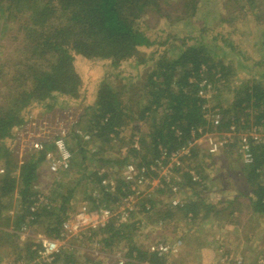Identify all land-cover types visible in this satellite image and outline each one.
Returning <instances> with one entry per match:
<instances>
[{
  "label": "trees",
  "instance_id": "trees-1",
  "mask_svg": "<svg viewBox=\"0 0 264 264\" xmlns=\"http://www.w3.org/2000/svg\"><path fill=\"white\" fill-rule=\"evenodd\" d=\"M159 1L162 0H0V20L5 16L0 25H6L3 29L6 31L7 21L16 20V51L21 54L19 61L11 59L6 64L7 71H4V65H0V159L6 158L4 173L0 175V240L3 236L6 240L0 244V248L17 249L19 253L11 264H16L24 256L21 255L22 248L30 258L34 255L32 247L35 244L30 241L23 243L17 234L23 224L33 216L35 220L31 223V230L34 225H45L43 234L48 238H57L71 209L69 202L76 194L78 185L87 179L98 186L102 179L98 173L101 169H106L100 166L92 175H87L88 168L85 166L79 181L73 182V185L70 182L59 184L52 191L49 199L52 206L49 209L45 207L35 214L31 213L34 187L42 179L44 155H28L24 157L22 164L18 163L10 151L13 143L11 130L23 124L31 109L36 106L52 108L58 98L76 104L85 101L86 83L74 66L77 58L108 60L111 61V68L118 69L124 61L131 58L137 60L142 48L157 45L158 42L147 35L140 23L152 10L160 12ZM232 2L234 5L227 7L230 16L225 22L236 21L239 18L236 14L241 11L246 16L250 7L256 11L255 20L264 23V0ZM197 3V0H192L193 7ZM206 32L202 29L200 35ZM173 40L180 42L175 47L178 55L172 58L163 54L156 59L152 58L154 66L152 65L144 82L137 81L132 86L119 89L104 81L98 87L94 107L86 108L90 117L85 128L91 131L95 129L97 134L90 143H84L80 147V161L83 164L88 152L92 155L100 153L97 150L92 152L98 141L104 146L114 145L116 143L111 138L113 135L119 143H123L122 133L133 121L143 122L149 128L141 137V150L137 151L132 147L130 138L127 156L121 161H110V165L122 167L130 159H139L141 165L149 167L159 159L160 146L177 149L190 138L192 129L214 127L207 116V110L203 108L207 101L198 97L199 83L205 76L213 85L214 91H219L218 85L231 84L229 81L233 71L225 63L228 51L219 54L217 50L220 48L208 45L202 36ZM222 41L224 49L233 54L237 52V46L230 39L222 38ZM260 46L264 49V32ZM260 60L256 65H264V58ZM146 63V59L139 58L136 67ZM192 78L194 80L191 82ZM136 80L137 78L131 79ZM133 85L141 87L140 91L144 92L142 100L145 101L134 103L131 92ZM234 91L236 94L230 101L231 106H218L222 115L218 129H228L232 122H244V129H249L252 124L264 127V72L252 73ZM124 94L128 96L125 102L121 99ZM134 105L137 106L136 110ZM177 131L182 133V137L176 135ZM5 141L8 143H4ZM72 152L71 169L78 163V153L75 154L74 150ZM253 154L255 162L244 167V173L251 188L252 209L256 213H264V142L253 148ZM121 185L125 186L124 183ZM119 193H122V189H119ZM15 196L19 210L10 216L7 211L12 208ZM106 198L112 202L116 200L111 195ZM199 209L194 203L179 208L181 213H189L194 217L198 215ZM203 209L206 210L201 207ZM134 233V224L120 230L111 224L103 231L102 243L107 249L115 247L121 241L129 243L128 257L131 261L127 264H164L167 258L151 255L130 244L135 243ZM19 242L23 243L22 246ZM73 256H68L66 261L75 264Z\"/></svg>",
  "mask_w": 264,
  "mask_h": 264
},
{
  "label": "rangeland",
  "instance_id": "rangeland-1",
  "mask_svg": "<svg viewBox=\"0 0 264 264\" xmlns=\"http://www.w3.org/2000/svg\"><path fill=\"white\" fill-rule=\"evenodd\" d=\"M198 3L196 7L192 6V0H162L160 2V12H156L152 10L147 16L143 18L141 21V26L144 30H146L147 35L151 39H155L158 43L157 45L150 47V48H142L140 50L139 56L137 60L146 59L147 63L145 65H141L136 67V59L131 58L128 61H124L118 69H112L110 67V62L108 60L102 59H85V58H77L75 61V69L77 73L80 75L83 82L86 83V91H87V98L78 105L74 110L69 111L71 114V121L75 120H83V124L87 126L88 120L90 117V112L86 111V107H90L96 102L97 99V91L98 87L103 83L106 79L109 81V84L114 88H124L125 86H132V83H141L144 82L146 75L151 71L152 65L154 66V62L152 58L155 59L160 55H166L167 57H176L178 55V50H176V45H180V42H175L173 39L177 38L180 39L182 37H198L202 36V39L208 45H217V51L221 54L224 51H228V58L225 60V63L228 64L230 69L233 71V76L230 77L229 83L230 85L222 84L218 85L219 91L211 92V103L210 106L214 110L219 109V105H222L224 108L231 106V99L234 97L236 92L234 89L238 86V84L245 79H248V76L255 72H264V65H256L257 62H260V59L264 58V49L261 45L262 43V34L264 32V23H259L255 20V9L250 8L246 16H244L245 12L241 11L237 13L236 21L233 22H225V19H228L230 16L229 7L232 6V0H197ZM188 4V5H187ZM234 5V4H233ZM228 7V8H227ZM235 7V6H234ZM239 7V5H238ZM264 8V7H263ZM5 16L1 17L0 24L4 21ZM246 21H248L246 23ZM8 28L7 30H3L6 25H0V65H4V71L8 70V66L6 65L13 59V61H19L21 59V54H19L16 50V39L17 36L16 29H18V24H16V20L14 22L7 21ZM205 29L207 32L200 35L201 30ZM21 35V34H20ZM214 38H217L214 40ZM222 38L230 39L235 46H237V52L235 54L231 53L228 49H224ZM160 43H164L160 45ZM193 44V42H191ZM241 51V52H239ZM246 58H250V60H246ZM224 60V59H223ZM137 78L136 81H131V79ZM2 85V81H0V86ZM142 85V84H141ZM134 86V85H133ZM140 86L131 89L133 94V101L137 103L138 101H145L142 100L144 92L140 91ZM128 98L127 95L121 96L122 101H126ZM145 99V98H144ZM2 100V95H0V101ZM55 106L52 108H47L46 106H36L31 109V114H33L38 120L48 122L50 119H54L57 117V113L62 112L63 110L59 109L60 107L63 109L68 110L65 108L66 104L61 103L58 99L55 102ZM59 109V110H58ZM134 109H137V106L134 105ZM134 118V117H133ZM141 124L138 128L137 124ZM79 125V124H78ZM85 126V127H86ZM137 126V127H136ZM81 128L85 129L81 126ZM141 132L142 136L145 135L149 128L147 125L143 124L142 122L133 121L132 124L128 125L124 132L122 133V137L124 139L123 143L117 142L114 145H102L100 141L94 144L92 150L100 151L99 154L92 155L90 152L87 153V158L85 159L84 164L81 162L82 155H80V147L84 146V143H81L79 139H72L70 146L75 151V154L78 153L77 159L78 163L77 166H73L72 169L63 175V183H69L73 185V182L79 181L81 178V171L87 169V175H92V172L99 168L100 166H104L110 173L116 174V169L118 165H110V161H121L127 156V148L129 147V139L132 138L134 133L136 134L138 131ZM141 136L140 133H137ZM4 143H8L5 141ZM83 144V145H82ZM13 145V143H12ZM87 148V147H86ZM12 146L10 148V151ZM232 153H228L226 155L219 156L217 159L208 160V157L202 156L200 159H192L188 165H201L204 166L208 164H212L211 166H218L222 168L219 173L223 177L224 181H222V177H218V184L220 194L223 193L231 194L239 189H243L245 192L246 187V177L243 168L241 158L237 155V147H233L231 149ZM93 152V151H92ZM80 155V156H79ZM221 155V154H220ZM15 158L14 156H12ZM6 158L0 159V170L4 169V163ZM110 159V160H109ZM81 160V161H80ZM76 164V163H75ZM214 164V165H213ZM195 166V167H196ZM233 166L237 169H241V173L239 170L232 172L230 174V169ZM42 174H41V182L36 184L38 186L39 191L45 192L47 196H51L53 189L56 190V187L61 184L60 181L53 179L52 177L48 176L45 172L44 167H41ZM217 175V173H216ZM245 180V181H244ZM99 186V185H98ZM98 186L95 182L91 180H83V182L78 185L76 196L79 197L78 203L71 207L69 213L72 211L77 210L85 197L91 193L93 190H98ZM230 191V192H229ZM198 193V192H197ZM88 197V196H87ZM86 197V198H87ZM199 197L203 198L205 201L211 199L212 197H216V194H213L206 189V191L202 190L199 193ZM12 208L8 210V214L15 215L16 212L19 210V204L17 201V197H14L12 201ZM110 202V201H109ZM80 204V206H79ZM79 206V207H78ZM206 206V205H205ZM74 208V209H73ZM161 209L162 213H169L170 210L168 208ZM219 211V212H218ZM155 213L156 209L154 210ZM208 210H201L200 214L198 215H206ZM224 213V208L219 210V208L214 211ZM212 212L211 214H214ZM242 216L245 214L246 209L242 207ZM159 214V213H158ZM221 216V215H217ZM225 213L223 214V217ZM235 216V215H234ZM14 217V216H13ZM149 217L150 222H157V219H154L153 213L146 218ZM162 217V216H160ZM240 218V214L238 218L232 217L230 221V227L235 228L236 230L228 231L227 228L226 232H223L225 229L222 228V232L220 234H216L215 230L211 226H207V220L203 222L201 218L195 219L192 222H186V219L181 215L177 217L176 223L174 222L171 224L168 230L165 232L160 231V229H155L153 231H143L140 234L134 233L135 240L137 242L130 243L133 245H140L142 248H145L147 244L151 241V239L160 238L166 232L169 235L168 237L176 238L180 236L183 240V248L180 254L175 257L167 258L164 260V264H203L206 262L207 264H220L219 263V254L218 251H215L216 244L221 242V238L223 241L231 242L233 244L234 249L231 250V253L243 254L246 258L252 259L254 263L257 264H264V241L261 244V241L264 240V237H259V231H261V221H252V229H245L244 224H246V218ZM154 219V220H153ZM206 223V224H204ZM14 225V223H11ZM37 229H32L30 232V240L33 239V236L38 235L37 232L42 231L45 225H37ZM238 228V229H237ZM177 229V230H176ZM36 231V232H35ZM237 231V232H235ZM222 233V234H221ZM233 233L232 236L229 235ZM251 233L253 234L254 238H251ZM41 234V233H40ZM43 235V234H42ZM45 236V235H44ZM146 237L150 240H139V237ZM252 248L251 252H249L243 243L246 240L249 242L248 244L251 245ZM6 240V237L0 240V244ZM257 241V246L255 242ZM259 241V242H258ZM32 243V242H31ZM72 244L80 245L82 248L86 246L85 242L72 240ZM20 246L23 243H18ZM129 244V243H127ZM126 244V246H128ZM236 244V245H235ZM7 245V244H4ZM8 245H10L8 243ZM119 245H116L114 248H117ZM87 247V246H86ZM21 255H26V250L21 249ZM110 250V255L111 256ZM81 254L75 255V261L80 264L92 263V261H99L101 259L91 258L88 255L89 252L86 250H81ZM18 251L14 247H1L0 248V264H11L12 259L18 255ZM230 253V254H231ZM94 259L90 261L89 259ZM110 264H112V258L103 259ZM247 264V263H246Z\"/></svg>",
  "mask_w": 264,
  "mask_h": 264
},
{
  "label": "built area",
  "instance_id": "built-area-1",
  "mask_svg": "<svg viewBox=\"0 0 264 264\" xmlns=\"http://www.w3.org/2000/svg\"><path fill=\"white\" fill-rule=\"evenodd\" d=\"M193 80L192 78L191 82ZM213 90V85L203 76L199 83L198 97L207 101L203 108L207 110V116L214 124L213 128L192 129L190 138L177 149L160 146L161 155L159 159L155 160L149 167L141 165L139 159H130L122 167L116 169V174L110 173L107 169H101L98 175L102 179L98 190L95 189L92 194L94 199L68 213L57 238H48L38 234L30 240L31 223L35 220V217L31 216L17 234L23 243L30 241L35 244L32 247L34 255L31 258L24 255L16 264H72L71 262L68 263L64 257L65 255H74V246L71 244L74 239L85 242L88 252L92 253V257L103 259V252L105 250L110 252V249L105 248L102 243L103 231L111 224L117 230L134 224L137 234L160 229L162 222L147 226L145 220H138L135 217L137 215L143 217L154 212L157 206H155L152 198L157 188L165 185L175 196L180 194L181 178L178 175L180 170L189 175L194 186L201 185L202 178L197 170L186 167L187 161L197 148L204 149L208 155H217L223 150L237 147V155L241 158L242 164L245 167L253 165L255 162L253 148L264 142V127L252 124L249 129H244V122H232L228 129L219 130L218 125H220L222 118L220 109L214 110L210 106ZM71 110L57 113V117L48 120V122L38 120L30 113L23 124L15 126L11 130L13 137L11 152L18 163L22 164L25 156L42 154L44 155L42 166L45 172L48 176L60 181L63 175L71 170L73 149L70 143L72 139L90 143L97 134L95 129L91 131L81 128L78 125L80 120L71 121V113L69 112ZM137 133L132 137V147L140 151L141 136ZM176 135L182 137V133L179 131ZM111 138L114 143L118 142L115 136L111 135ZM3 173L4 170L1 169L0 175ZM123 183L125 186L121 185ZM119 189H122V193H119ZM34 190L35 195L32 197L33 203L30 206L31 213L35 214L45 207L49 209L52 206L49 200L50 195L47 196L45 192L39 191L37 185H35ZM108 195L115 197V202L108 200L106 198ZM185 205L186 203L182 199H175L163 209L176 210ZM187 216L188 220L192 222L193 215ZM168 236L164 235L161 238L151 239L145 248L141 247L140 249L159 258L175 257L182 251L183 240L180 236L176 238ZM128 252L126 245L113 248L111 255L114 264L130 262ZM135 256L136 254L133 257ZM219 257L222 264H226L232 259L224 251L219 252ZM244 260V258L239 257L234 259V262L244 264ZM143 264L149 263L144 262Z\"/></svg>",
  "mask_w": 264,
  "mask_h": 264
},
{
  "label": "crops",
  "instance_id": "crops-1",
  "mask_svg": "<svg viewBox=\"0 0 264 264\" xmlns=\"http://www.w3.org/2000/svg\"><path fill=\"white\" fill-rule=\"evenodd\" d=\"M105 81L107 83H109V81H107V79ZM87 94L88 93L86 91V98H87ZM58 99H59V101L61 103H65L66 104L65 108H68V110H71V109L74 110L73 107L76 108L78 105H80V104H76L75 102H67L64 98H58ZM58 99H57V101H58ZM84 103H86V102L84 101ZM94 104L93 105H90V107H88V105H87L86 108L91 109V108L94 107ZM71 106H73V107H71ZM59 109L63 110L61 113H63L64 111H68V110L63 109L61 107ZM79 125L82 126V127H84V128L87 127L85 125V123L83 124V120L82 121H79ZM140 125H141L140 123L137 124L138 128H139ZM139 129H138V131H139ZM85 130H87V129H85ZM138 133L141 134L140 131ZM141 137H142V134H141ZM231 149H233V148H231ZM231 149L229 148V149L223 150L222 152L218 153L217 155H208L206 153V151L204 149H202V148H197V149H195L193 151L192 157L186 163V167L187 168H194V169L197 170L198 174L202 178V183H201L202 186L200 184L198 186L197 185L196 186H193L194 184L192 183L189 175L187 173L183 172L182 170L179 171L178 169H176L177 171H179L178 175L181 178V180H180V186H181V192H180V194H178L177 196H175L170 191V189L168 188V186H165V185L163 187L157 188L154 191L153 198L152 199H154V204H155V206H157V207H155L157 213L153 212V215L155 216L154 217L155 220L157 219V217H159V219L157 220V223L158 222H162V226L160 227V231L162 230V232H165V230H168L169 227L171 226V224L173 222L175 224L176 223V220H177V217L179 215H181V212H180L179 208L176 209V210L169 208L170 209V212L164 214V213H162L161 209H158V207H160V208L163 209L164 207H168V203H170L171 201H173L175 199H177V200L182 199L186 203V205L188 204V206H189L190 204H193L194 203L195 206H197V209L200 208L199 209V212L197 210L198 214H200V212H201V207L202 208L204 207V208H206V210H208V212H207L206 215H202V216L201 215H197L196 217L193 216L192 221H194L195 219H198V218H201L203 220V222L205 220H207V223L208 224L206 225V227L207 226L213 227V229L215 230V232H216L217 235L220 234V232H222V228H224V227H225V229H223L224 230L223 232H226L227 231V228H229L228 231H231V232H232V230H236L235 228L230 227L231 225H229V224H230V221H232L231 220L232 217H234V218L237 219L238 218V215L240 214V218L239 219L246 218L245 219L246 224H244L245 229L253 230L252 229V221H261V231H259L260 232L259 233V237L260 238L261 237H264V213H256L252 209V206H251V196H250L251 195V193H250L251 188H250V185L245 180H244L246 182L245 183L246 184L245 192L243 191V189H239L238 191L236 190L233 193V195L231 194L232 192H230V191H229L230 193L227 194V195H226V193H223L221 195L219 193L220 190H219V184H218V177H222L221 176V173H219L221 170H223L222 168H220V167H218L216 165L215 166H211L212 164H208V165L204 166L203 165L204 163L201 164V165H198V166H196V165L189 166L188 165V163L192 159H200L202 156L208 157V160L217 159V157L222 156V154L223 155H226L228 153L229 154L232 153V152H230V151H232ZM244 167L245 166L243 165L241 168H243V170H244ZM228 169H230V171H231L230 174H231L232 172H235V171L239 170L240 168L237 169L236 167L233 168V166H232L231 168H228ZM241 171L242 170L240 169L239 172L241 173ZM216 173H217V175H216ZM222 181H224L223 177H222ZM60 183L61 184L63 183V178L61 179ZM206 189L209 190L213 194V196L216 194V197H212L211 199H209L207 201H205L203 198H200L199 197V193H201L202 190L206 191ZM53 190H55V189H53ZM94 191L95 190H93L91 193H89L87 195L89 197L86 196L87 198L85 197V199H83V202H82L81 206H83L85 204H88L89 202H91L94 199L93 196H92V194H93ZM79 200H80L79 197L76 196V194H75L74 197L69 202L71 204V207L74 206V204L76 205ZM79 206H80V204H79ZM242 207H244L246 209V211H247V212H245V214L243 216H242V212H241L242 211ZM218 208H219V210H222V208H224V213H225V216L224 217H223V214H224L223 212H220L221 214L218 213L219 211L218 212H214ZM212 212H214V214H211ZM12 215L13 214H11L10 216H12ZM187 215H189V213H187V214L182 213V216L186 219V222L189 223L190 221L188 220V216ZM217 215H221V216H217ZM146 216H149V215H146ZM146 216H143L142 217L140 215H137L135 217V219H138V220L139 219H143V220H145L146 223H147V226L155 225L156 222L155 221L154 222H150L149 221V217L146 218ZM160 216H162V217H160ZM204 224H206V223H204ZM37 227H38L37 225H34L32 229L36 230ZM42 230H44V229H42ZM235 232H237V231H235ZM37 233L38 234L41 233V235H42L43 234V231H40V232H37ZM167 234L168 233L166 232L165 234H163V236L164 235H167ZM232 234L233 233H230L229 235L232 236ZM253 234H257V233H251V236H250L251 238H254L253 237L254 236ZM139 240L140 241H142V240L145 241V240H150V239L148 238V236H146V237H143L142 236V237H139ZM220 240H221V242H219L218 244H216L215 245L216 248H214V249H215V251H218V254H219L220 251H224L225 253H227L228 255H230V257L232 258L231 259L232 261L230 260L226 264H235L234 259L239 258V257H242V258L245 259L244 260L245 261L244 264H246V263L247 264H257V262L254 263V261H252V259H250V258L247 259L246 256H244L243 254H241V255L240 254L235 255V254L231 253V250L234 249L233 244L231 242L223 241V238H221ZM263 241L264 240L261 241V244H263ZM135 242H137V240H135ZM252 242H253V239L251 241V245L248 244L249 242L247 240H246V242L243 243V246H245V248L249 252H251V250L253 248V247L250 248L252 246ZM126 244H127L126 241H121L117 245H126ZM72 245L74 246V251H73L74 256L75 255H78V254H81V252H80L81 250H86L88 252V249L86 247L87 244H86V246H83V248L80 245H74V244H72ZM140 245H142V244H140ZM140 245H136L137 249H140L141 248ZM253 246H257V241L255 242V245H253ZM113 248H110V250H112ZM262 249H264V248H262ZM108 253H110V252L107 251V250H105L103 252V257L102 258L103 259H106L108 257L109 258H112V255L111 256H108V255H110ZM88 255H90L91 258H93L92 257V253L89 252ZM74 256L72 258L75 260V257ZM67 257L68 256L65 255L64 259L66 260ZM103 259H101L99 261H92L94 259H89V260L92 261L91 264H98V263L99 264H110V263H108L106 261H103ZM78 262L75 261V264H80ZM112 262H113L112 264H114V260ZM219 263L222 264L220 260H219ZM85 264H86V262H85ZM87 264H90V263H87ZM203 264H207V263L204 262Z\"/></svg>",
  "mask_w": 264,
  "mask_h": 264
}]
</instances>
